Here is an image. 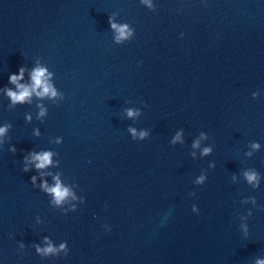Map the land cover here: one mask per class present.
<instances>
[{
    "label": "water",
    "instance_id": "95a60500",
    "mask_svg": "<svg viewBox=\"0 0 264 264\" xmlns=\"http://www.w3.org/2000/svg\"><path fill=\"white\" fill-rule=\"evenodd\" d=\"M112 14L130 41L115 42ZM20 66L24 84L46 67L64 99L10 108L0 91V127L12 125L0 137V264L264 260V0H0V89H15ZM129 127L150 135L134 141ZM177 131L184 143L171 146ZM200 132L209 138L192 148ZM33 150L53 163L24 173ZM32 175L58 176L71 195L55 205ZM45 236L68 255L36 253Z\"/></svg>",
    "mask_w": 264,
    "mask_h": 264
},
{
    "label": "clouds",
    "instance_id": "9594fccd",
    "mask_svg": "<svg viewBox=\"0 0 264 264\" xmlns=\"http://www.w3.org/2000/svg\"><path fill=\"white\" fill-rule=\"evenodd\" d=\"M143 2V0H142ZM151 7V5H148ZM113 15L108 16V24L110 27V30H112L115 33L114 39L117 44H121L123 41H130L134 36V29L130 28L127 23H121L117 24L113 21ZM181 37H183V33L180 34ZM26 69L24 66H20L18 69V73L10 74L8 77V83L15 86V89L4 87L3 89H0V91H3L4 95L8 98L10 101V108H14L16 105H23L25 103L31 104L32 97L35 96L36 98H45L48 97L49 99L55 98L58 95L60 96V99H64V94L62 92L58 93L56 88L53 86L52 83L49 82V77H51L53 74L48 71V69L44 66H36L31 69L29 72L30 77V83L24 84L20 83L21 80L24 78V73ZM255 95V93L253 94ZM37 107L40 108V111L37 115V119H40L41 117L45 116V109L37 105ZM127 117L131 118L133 116H139L141 115V111L138 109L136 112H133L131 109H126ZM31 116L28 114H25V122H30ZM12 125L10 123L5 122L2 127H0V137H3L6 132H8L11 129ZM128 132L131 133V138L134 141H143L147 139L150 135L149 130H141L139 133H137L135 128L129 127ZM34 135L37 133H33ZM209 136L205 132L199 133V139H195L192 142L191 147L197 148L200 145V141L203 139H207ZM57 144H60L61 138L58 137L56 140ZM177 142H180L181 144L184 143V141L181 138V132L177 131L175 133V136L172 137L171 141L169 142L171 146H175ZM2 143V141H0ZM251 147L253 150L259 149L260 144L258 142H251ZM9 152L15 154L17 149L15 146H10L8 149ZM213 148L212 147H205L203 148L201 152V156H207L210 153H212ZM53 153L50 150H40V151H28L26 155L23 156V162H22V171L24 173H27L30 171L29 165H33L36 170H42L45 169L47 166L53 163L51 160ZM194 156L195 153H192ZM246 155L251 156L252 153H246ZM58 163V161H57ZM264 163V162H262ZM208 167L210 169L214 168V162H210L208 164ZM244 176L249 184L252 185L253 188L258 187L259 179L258 174L256 171H245ZM53 181L55 182L54 185L49 186L46 181L43 180L41 175V182L39 184L36 183L37 176L32 175L30 177V183L34 189L42 190L44 194L49 195L52 197V203L59 206L62 204V202L65 201L67 197L71 195L68 187L63 186L58 176L52 177ZM205 180V176L202 174L197 179V183L200 184ZM73 200L76 199L75 196L72 197ZM253 200V203H256L255 198H250ZM81 203H84V197L81 198ZM73 210H75L76 206H72ZM105 210H107V207L105 206ZM197 207L196 205H192L191 211L196 212ZM252 216V211L249 210L247 213V216H241L240 218L243 220H248L249 217ZM240 230L244 233L245 237L249 234V229L247 223L241 224ZM45 243H47V247L41 248L39 245H34L36 253H39L42 257H47L49 255L56 256L60 251H64L65 256L68 255L69 249L67 247V242L64 241L59 245V248L53 247V245L49 242V238L47 236L43 237ZM20 247L23 248L24 245L20 243ZM256 264H264V260H257Z\"/></svg>",
    "mask_w": 264,
    "mask_h": 264
}]
</instances>
